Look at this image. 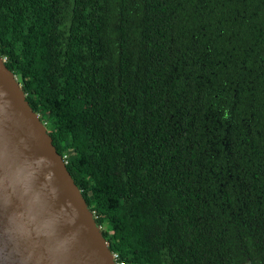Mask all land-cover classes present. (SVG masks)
Here are the masks:
<instances>
[{
  "label": "trees",
  "instance_id": "16d2710c",
  "mask_svg": "<svg viewBox=\"0 0 264 264\" xmlns=\"http://www.w3.org/2000/svg\"><path fill=\"white\" fill-rule=\"evenodd\" d=\"M0 54L127 264L264 237V0H0Z\"/></svg>",
  "mask_w": 264,
  "mask_h": 264
},
{
  "label": "water",
  "instance_id": "95a60500",
  "mask_svg": "<svg viewBox=\"0 0 264 264\" xmlns=\"http://www.w3.org/2000/svg\"><path fill=\"white\" fill-rule=\"evenodd\" d=\"M0 54V264H117L102 226Z\"/></svg>",
  "mask_w": 264,
  "mask_h": 264
},
{
  "label": "flooded vegetation",
  "instance_id": "af4514ba",
  "mask_svg": "<svg viewBox=\"0 0 264 264\" xmlns=\"http://www.w3.org/2000/svg\"><path fill=\"white\" fill-rule=\"evenodd\" d=\"M256 238L254 246L248 244H241V248L245 249L243 252H240L243 257L241 264H264V237L258 236Z\"/></svg>",
  "mask_w": 264,
  "mask_h": 264
},
{
  "label": "built area",
  "instance_id": "2783aa9c",
  "mask_svg": "<svg viewBox=\"0 0 264 264\" xmlns=\"http://www.w3.org/2000/svg\"><path fill=\"white\" fill-rule=\"evenodd\" d=\"M63 159L66 163H68V157L67 155H63ZM114 257L117 264H127V261L125 259L121 258V255L119 252H114Z\"/></svg>",
  "mask_w": 264,
  "mask_h": 264
},
{
  "label": "rangeland",
  "instance_id": "374dc122",
  "mask_svg": "<svg viewBox=\"0 0 264 264\" xmlns=\"http://www.w3.org/2000/svg\"><path fill=\"white\" fill-rule=\"evenodd\" d=\"M6 58V57H5ZM17 77H18V79L21 81L22 79H21V74H20V72L19 73H17ZM106 225H108L107 223H105L104 225H103V227L102 228H106L107 226Z\"/></svg>",
  "mask_w": 264,
  "mask_h": 264
}]
</instances>
